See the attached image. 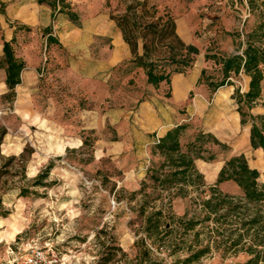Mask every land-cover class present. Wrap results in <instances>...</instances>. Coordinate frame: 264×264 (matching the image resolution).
I'll use <instances>...</instances> for the list:
<instances>
[{"label":"rangeland","instance_id":"1","mask_svg":"<svg viewBox=\"0 0 264 264\" xmlns=\"http://www.w3.org/2000/svg\"><path fill=\"white\" fill-rule=\"evenodd\" d=\"M154 1L170 12L175 7L180 18L187 15L186 21L196 28V47L204 59L208 51L227 55L219 50L228 44L224 34H235L231 37L237 47L255 22L264 19L258 12L246 17L248 13L242 11L245 0ZM4 3L5 15H0V127L7 129V135L1 151L4 156H19L29 145L34 154L26 164V180L19 182L16 178L3 196V206L10 214L0 217V264H22L30 248L45 247L57 253L62 264H184L188 256L204 246L207 233L204 227L183 232L184 222L200 218V199L195 200L199 198L195 189H189L190 197L180 199L173 197L180 193V186L168 192L150 180L163 162L154 152V144L149 147L144 168L139 170L143 173L141 179L127 181L128 173L137 170L136 152L125 146L130 136L118 135L109 126L100 133L87 127L97 122L100 114L115 108L128 105L134 110L136 100H144L149 92L168 99L171 86L150 89L137 98L135 94L140 90L136 89V75L132 74L135 67L130 60L109 71L99 67L105 57L101 48L106 47L99 33L116 30L105 0L69 1L78 15L75 22L64 14L54 15L38 0ZM47 27L58 44L47 46ZM226 27L232 28L230 33H224ZM74 32L87 34L89 44L84 45L85 39L71 40ZM242 33L243 39L237 37ZM12 39L28 77L24 87L8 97L2 45L3 40ZM59 40L79 44L71 50ZM205 71V77L180 105V124L188 125L181 145L185 149L200 131L211 133L230 150L220 152L207 144L218 155L216 161L204 162L209 169L243 154L259 171V184L264 185V152L250 147V124L241 126L233 99L236 88L245 93L246 78H232L234 86H228L232 93L218 94V90L210 92L205 82L221 80L220 67L212 62ZM248 111L252 116L264 115V96ZM103 139L118 144L117 148L125 139L126 149L119 158L106 152L97 158L96 142ZM78 141L81 145L76 147ZM49 164L53 165L49 180L55 185L47 190L33 189L36 195L20 197V187L30 186ZM200 172L207 186L215 184L216 177L210 179L208 171ZM219 188L225 194L239 195L231 186ZM195 232L202 233L200 242L194 239ZM246 261L242 253L222 255L211 249L192 264Z\"/></svg>","mask_w":264,"mask_h":264},{"label":"trees","instance_id":"2","mask_svg":"<svg viewBox=\"0 0 264 264\" xmlns=\"http://www.w3.org/2000/svg\"><path fill=\"white\" fill-rule=\"evenodd\" d=\"M69 1L71 0H38V4L48 6L54 15L64 14L70 21H78V15L72 11ZM246 2L250 15L258 12L264 16V0ZM105 6L109 10V20L114 23L123 42L130 49V63L144 72L148 85L154 89H158L161 84L171 86L173 74L185 75L193 69L199 49L180 38L176 20L168 9L162 8L154 0H105ZM5 10L6 4L0 0V15H5ZM50 30L49 27L45 29L48 34L47 46L58 44V41L52 38ZM231 36L236 37L235 34ZM240 36L245 37V34H237V37ZM205 60L214 62L221 71V80H206L205 85L210 92H216L224 86H234L232 78L240 75L249 79L247 91L241 93L236 88L233 99L237 105L236 111L240 116L241 126L250 124V147L264 152V115L252 116L248 111L262 98L264 19L255 22L246 34V40L236 47L233 54L224 55L208 51ZM2 68L5 71L7 96H14L16 87L21 84V74L26 69V64L16 56L13 39L3 40ZM205 74L206 71L202 70L198 84ZM167 97H171V91ZM187 129L188 125L180 124L169 130L158 143H154V152L163 158V162L150 176V180L165 191L171 192L176 186H180V193L173 195L175 198L190 197L189 189L193 188L199 197L195 200L200 199V218L184 222L183 232L186 234L197 227H204L207 231L204 246L188 256L183 263L192 264L211 249H215L222 252V255L242 253L247 257L245 264H264V185L259 184V171L249 165L243 154L224 161L221 169V165L209 169L206 163L216 161L218 155L206 145L211 144L220 152L229 151V145L219 141L211 133L200 131L184 149L180 140ZM6 135L7 129L0 127L2 218L10 214L3 206V196L16 178L19 182L26 180V164L34 154L33 148L26 145L19 156H4L1 146ZM196 165L200 171H208L210 179H214L218 174L213 186L206 185L204 176ZM52 169V164L47 165L34 177L30 186L20 187L19 196L36 195L37 192L33 189H51L55 185L49 180ZM164 169L169 170L163 172ZM223 183L236 185L239 195L223 193L219 188ZM201 236L202 233L195 232L194 239L200 242ZM119 251L122 250L119 248Z\"/></svg>","mask_w":264,"mask_h":264},{"label":"crops","instance_id":"3","mask_svg":"<svg viewBox=\"0 0 264 264\" xmlns=\"http://www.w3.org/2000/svg\"><path fill=\"white\" fill-rule=\"evenodd\" d=\"M1 1L7 2L8 0ZM171 9V13L176 20L177 33L180 38L185 43L196 46L198 42L196 41L194 35L196 28L192 27L191 23L186 21L187 15L180 18V11H178V9L175 7H172ZM242 11H248L246 0L242 5ZM231 29L226 27L224 29V33H230ZM99 36L102 38L100 42L106 46L104 49L101 48V53L105 56L104 59L99 62V67H101L102 70L109 71L110 69L117 67L120 63L126 60H131L130 49L123 42L121 34L117 28L113 32L99 33ZM224 36L228 40V44L226 48L221 47L219 50L225 51L227 55L233 54L236 47L234 46L232 37L227 34H224ZM88 38L89 36H87V34L76 32H74L73 36L70 37L71 40H87L84 45L89 44ZM59 43H63L64 46L71 50L74 49L77 44H79L77 42L74 44L70 42L66 43L60 40ZM208 65H212V61H206L204 58H201V55H198L196 57V62L193 69L188 74H173L171 76V97L163 100L158 94L154 95L152 92H149L150 89L154 88L147 84L144 72L141 69L134 68L132 74L136 75V79L134 80L137 84L136 89L140 90V92L138 91L135 95L137 98H141L145 92H149L147 97L144 100L137 99L136 106L133 108L134 110L129 109L130 107L126 105L125 108H115L114 110L100 114V116L97 118V122H90L89 125L88 122L86 123L88 128L97 129V133L103 132V130L109 126L118 135L128 134L130 136V142L127 144V138H125L126 140L122 139L124 141H121L122 144L120 145V148H117L119 146H117L118 144L116 143H110L104 139L98 140L96 142L97 158L104 156L105 152L107 155H114L116 158H119V155L125 151V146L127 148L128 146H131V149H134L136 152L135 154L137 163L134 168L137 170L136 172H131L130 174L128 173L126 180L131 182V180L137 181L141 179L143 173H141L139 170L144 168L150 145L154 144L153 141L155 138H162L169 130L180 125V105L185 101L187 95L195 88L201 71L205 70ZM27 74L28 73L25 69L21 74V84L16 87V91L19 88L24 87V79L28 77ZM244 77L246 78V92L248 89L249 79L246 76ZM131 78L134 79L133 77ZM163 85L165 84H161L159 87L161 88ZM228 88V86L220 88L218 90V94L223 92L231 94L232 92ZM262 96H264V86H262ZM79 145H81L80 141L77 142L76 147H79ZM119 149L120 152H118ZM229 186L234 188L236 193H240L239 188L232 183H223L220 185V187Z\"/></svg>","mask_w":264,"mask_h":264},{"label":"built area","instance_id":"4","mask_svg":"<svg viewBox=\"0 0 264 264\" xmlns=\"http://www.w3.org/2000/svg\"><path fill=\"white\" fill-rule=\"evenodd\" d=\"M247 13L246 17L250 15L249 11ZM158 141L159 138H155L154 143ZM22 264H62V260L51 248H30Z\"/></svg>","mask_w":264,"mask_h":264}]
</instances>
